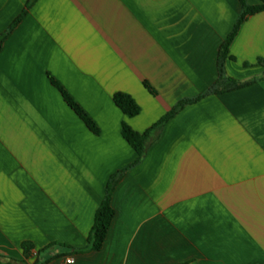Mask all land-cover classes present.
I'll list each match as a JSON object with an SVG mask.
<instances>
[{
    "label": "crops",
    "instance_id": "crops-1",
    "mask_svg": "<svg viewBox=\"0 0 264 264\" xmlns=\"http://www.w3.org/2000/svg\"><path fill=\"white\" fill-rule=\"evenodd\" d=\"M241 14L239 0H0V261L264 264V10L241 23L210 92ZM227 79L251 83L225 91ZM198 97L130 166L122 126L144 134ZM120 172L102 248L77 253Z\"/></svg>",
    "mask_w": 264,
    "mask_h": 264
},
{
    "label": "trees",
    "instance_id": "trees-1",
    "mask_svg": "<svg viewBox=\"0 0 264 264\" xmlns=\"http://www.w3.org/2000/svg\"><path fill=\"white\" fill-rule=\"evenodd\" d=\"M242 6V14L240 18L238 19L232 33L227 37V39L224 41L223 45L220 49V54L218 58V71H219V80L216 85V87H213L210 92L212 93H218L220 90L217 88V86L224 84L221 82L223 80V63L225 59L228 57L229 47L241 25V23L244 21V19L247 16L253 15L255 13H258L260 11L264 10V0H262V4L260 6L256 7H250L247 6L245 3V0H239ZM29 1L26 5V9L13 21L11 26L9 27L8 31L4 33L1 37V39L5 38L14 28L20 23V21L23 19V17L26 15L27 8L30 5ZM256 64L262 68H264V58H258L256 61ZM228 84L225 87L226 90H232V89H238L242 88L244 86L249 85L251 82H245L240 83L233 80H228ZM52 84L60 91L62 94V97L64 98L66 104L74 111V113L84 122L86 127L94 134H98V129L94 122L89 118V116L82 110V108L75 103L67 94L66 92L60 87L58 83L52 80ZM145 87L154 94V90L149 87L145 83ZM223 91V90H221ZM201 97L192 99V100H185L179 102L173 109L170 111L166 116H164L159 122H157L155 125H153L147 132L144 134H138L132 131L128 126L123 125L122 126V135L124 139L132 146V148L135 150L137 154V159L135 162L130 165L134 166L143 157L145 151H146V144L148 140L149 133L154 130L155 128H158L161 126L164 122H166L171 116H173L177 109L185 104H191L194 102H197ZM114 104L128 117H135L138 115L140 109L136 105V103L127 95L122 93H117L113 96ZM123 172H120L116 175H113L110 177L107 185H106V191L105 196L100 204L99 208L96 211L94 223L92 226V229L90 231L89 237H88V247L84 249H77V253H84L86 251H99L102 248V245L106 239L108 229L110 227V224L112 222V219L114 217V211L111 206V195L114 190L115 185L119 181V179L122 177ZM33 249L32 244L30 243H23L22 244V250L25 259H27L30 255L31 250ZM0 264H27V262L24 261H14V260H7L5 262H0ZM38 264V263H34Z\"/></svg>",
    "mask_w": 264,
    "mask_h": 264
},
{
    "label": "built area",
    "instance_id": "built-area-1",
    "mask_svg": "<svg viewBox=\"0 0 264 264\" xmlns=\"http://www.w3.org/2000/svg\"><path fill=\"white\" fill-rule=\"evenodd\" d=\"M66 262H67V263H71V260H67Z\"/></svg>",
    "mask_w": 264,
    "mask_h": 264
},
{
    "label": "rangeland",
    "instance_id": "rangeland-1",
    "mask_svg": "<svg viewBox=\"0 0 264 264\" xmlns=\"http://www.w3.org/2000/svg\"><path fill=\"white\" fill-rule=\"evenodd\" d=\"M0 262H5V261H0Z\"/></svg>",
    "mask_w": 264,
    "mask_h": 264
}]
</instances>
